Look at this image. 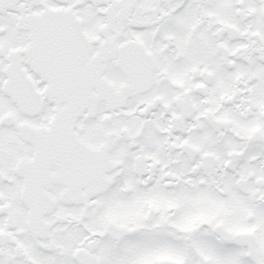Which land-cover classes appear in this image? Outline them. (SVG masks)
<instances>
[{
  "label": "snow or ice",
  "instance_id": "1",
  "mask_svg": "<svg viewBox=\"0 0 264 264\" xmlns=\"http://www.w3.org/2000/svg\"><path fill=\"white\" fill-rule=\"evenodd\" d=\"M0 264H264V0H0Z\"/></svg>",
  "mask_w": 264,
  "mask_h": 264
}]
</instances>
